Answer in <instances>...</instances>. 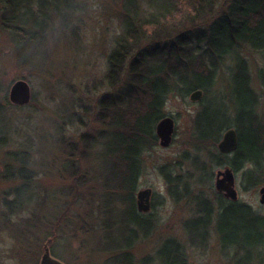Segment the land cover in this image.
Instances as JSON below:
<instances>
[{
    "label": "rangeland",
    "instance_id": "obj_1",
    "mask_svg": "<svg viewBox=\"0 0 264 264\" xmlns=\"http://www.w3.org/2000/svg\"><path fill=\"white\" fill-rule=\"evenodd\" d=\"M74 1L67 20L50 6L44 46L29 50L28 56L20 49L16 35L0 21V102L5 104L6 99L10 103L4 106L5 130L0 138V264H41L47 246L52 257L64 264H124L114 257L120 255L117 245L125 230L133 226L127 224V204L110 185L107 149L103 146L110 111L100 103L112 93L105 82L108 58L115 39L123 34L128 12L137 8L140 19L147 21L156 13L155 7L164 2L134 0L136 7L133 0ZM223 2L219 0L212 8L205 6L194 15L182 8L181 17L153 30L157 39L153 46L160 48L205 29L208 19L210 24L218 19ZM18 5L22 7L19 16L26 21V12L37 10L39 1L18 0ZM2 6L0 3V16ZM263 32L256 38L260 45H264ZM239 58L247 62L258 96L257 112L264 120V51L247 45L217 61L208 103L225 101L235 111L233 76ZM19 80L31 86L32 100L27 106L10 101L12 86ZM190 95L176 93L168 98L166 115L176 122L173 142L165 148L159 141L145 157L135 199L138 202L139 191L153 190L156 226L129 251L133 264H161L160 252L171 239L183 246L189 264H264V230L260 232L262 238L256 237L252 243L240 238L241 246L223 247L217 216L208 241L197 245L190 242L185 226L195 218V206L188 199L175 201L161 171L168 166L174 169V176L187 179L193 173L194 119L202 103L191 101ZM247 97V102L254 99ZM220 169L225 167L214 169V188ZM241 177L237 174L239 201L264 215L260 194L264 185L245 191ZM206 184L191 192L214 198L210 183Z\"/></svg>",
    "mask_w": 264,
    "mask_h": 264
},
{
    "label": "trees",
    "instance_id": "obj_2",
    "mask_svg": "<svg viewBox=\"0 0 264 264\" xmlns=\"http://www.w3.org/2000/svg\"><path fill=\"white\" fill-rule=\"evenodd\" d=\"M38 1L37 10L29 9L26 12L28 19L23 21L18 13L22 9L18 0H0L3 4L1 24L16 35L20 49L27 56L29 50L37 51L44 46L45 26L51 16L50 6H55L58 15L66 20L68 12L75 6L74 0ZM133 2L137 7V3ZM163 2L155 7L156 13L153 12L147 21L140 19L137 8L128 12L123 34L115 39L114 49L108 58L105 82L112 93L103 97L100 103L103 109L110 111L108 128L103 133L107 138L103 146L107 149L105 157L110 166V185L127 204V224L133 226L131 230H125L124 238L117 245L120 255L114 257V260H122L124 264H133L129 251L152 228L147 216L139 213L135 194L139 176L145 169V157L159 143L157 124L166 116L168 98L176 93L189 96L196 90L204 92L202 107L194 119L196 155L192 160L193 173L187 179L182 175L174 176V169L168 166L161 169L175 201L188 199L195 206V218L185 226L190 242L197 245L209 240L215 216L218 217L217 229L222 234L223 247L227 244L241 246L240 238L252 243L256 237L262 238L260 232L264 230V215L251 205L225 198L214 188L215 167H229L242 174L240 182L245 191L264 185V120L257 112L258 96L244 59L239 58L237 72L233 76L235 111L225 101L211 100L208 103L217 61L225 60L244 45L264 51V45L256 39L261 30L264 31V0H224V10L211 24L208 19V27L189 35L187 33L185 37H178L174 42H166L158 48L153 46L157 39L152 32L162 28L161 24L181 17L182 8L194 15L205 6L212 8L219 0ZM248 95L254 98L251 103L247 102ZM4 101L7 103L0 102V138L5 130L2 128L4 106L10 105L9 101ZM230 128L238 131L239 148L233 154H223L218 145ZM207 182L210 183L214 202L207 198L208 194L191 192L198 186L207 187ZM160 253L161 264H189L183 246L175 240L166 241Z\"/></svg>",
    "mask_w": 264,
    "mask_h": 264
},
{
    "label": "water",
    "instance_id": "obj_3",
    "mask_svg": "<svg viewBox=\"0 0 264 264\" xmlns=\"http://www.w3.org/2000/svg\"><path fill=\"white\" fill-rule=\"evenodd\" d=\"M191 101L199 102L203 98V91L197 90L192 93ZM32 90L30 84L25 80H19L12 86L10 92V101L16 106H26L31 103ZM176 123L171 116L164 117L157 125L156 131L160 138L162 147H169L174 138ZM219 151L223 154H232L239 148V135L235 128L228 129L222 141L219 143ZM216 189L219 193H223L227 198L237 201L238 191L236 189V175L230 168L219 170L216 178ZM153 190L145 189L138 194L139 211L148 212L150 210V202ZM261 204H264V187L260 191ZM41 264H64L55 259L51 255L50 248L47 246L43 255Z\"/></svg>",
    "mask_w": 264,
    "mask_h": 264
},
{
    "label": "flooded vegetation",
    "instance_id": "obj_4",
    "mask_svg": "<svg viewBox=\"0 0 264 264\" xmlns=\"http://www.w3.org/2000/svg\"><path fill=\"white\" fill-rule=\"evenodd\" d=\"M153 199H154V192H153V195L151 197V204H150V210L148 212H141L139 211V205H138V202H137V208H138V211L141 215L143 216H147L148 218V221L150 222V225L152 226L151 230H155V224L153 223L154 221L153 220H156V215L155 213L152 211V209L154 210L155 209V204L153 203ZM187 225V224H186ZM186 231H188V229L185 227Z\"/></svg>",
    "mask_w": 264,
    "mask_h": 264
}]
</instances>
